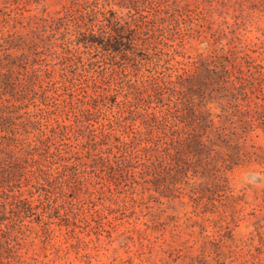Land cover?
<instances>
[{
  "label": "trees",
  "instance_id": "obj_1",
  "mask_svg": "<svg viewBox=\"0 0 264 264\" xmlns=\"http://www.w3.org/2000/svg\"><path fill=\"white\" fill-rule=\"evenodd\" d=\"M111 1L71 0L55 16L25 17L19 8L0 9V241L29 231L33 223L46 234L52 230V218L59 226H75L74 195L82 191L83 176L96 170L92 190L85 186L89 197L99 194L102 181L116 190L131 179L141 193L174 200L187 187L192 195L200 192V185L188 183L198 175L211 179L207 191H225L222 172L236 166L240 157L236 126L242 133L257 128L264 133V65L232 42L192 62L189 69L164 60L161 76L123 82L128 74L122 64L138 52L159 61L158 54H164L156 52L161 49L155 21L139 4H170L122 0L129 6L120 4L128 9L120 14L106 8ZM79 50L111 61L100 72L105 84L93 81L82 87L63 72L54 80L47 56L40 57L52 52L58 65L75 64ZM115 58L124 63H112ZM79 60L81 68L98 67L92 58ZM44 83L50 92L45 98L57 102L62 89L69 98L63 103L69 106L61 107L64 120L56 118L42 128L39 115L28 111L26 103L35 100V88ZM118 88L125 90L124 100H116ZM128 96L146 107L138 126L135 120L126 125L123 116L97 121L99 102L105 107L109 102L108 108L118 111L130 106ZM211 101H224V114H212L207 108Z\"/></svg>",
  "mask_w": 264,
  "mask_h": 264
},
{
  "label": "rangeland",
  "instance_id": "obj_2",
  "mask_svg": "<svg viewBox=\"0 0 264 264\" xmlns=\"http://www.w3.org/2000/svg\"><path fill=\"white\" fill-rule=\"evenodd\" d=\"M16 1L0 0V9L19 8L25 17L55 16L71 0ZM167 1L168 8L166 4L159 8L149 2L139 4V9L155 21L157 48L161 49L156 52L165 55L158 54L160 61L148 60L144 51L138 52L134 59L122 64L128 74L123 82L149 74L161 76L159 66L164 65V60L187 64L189 69L192 62L206 58L215 49L227 48L231 42L245 48L256 64L264 65V0ZM124 2L112 0L106 8L126 14L129 3ZM120 4L127 8H119ZM89 52L79 50L77 56L83 62L87 58L99 61L98 67L81 68V58L75 64L58 65L52 52L40 57L47 56V63L55 71L54 80L63 72L68 80L82 87L92 86L93 81L103 85L107 80L100 72L109 68L111 61ZM112 60L114 64L124 63L119 58ZM46 86L44 83L35 88V100L26 103L28 111L39 115L42 128L56 118L64 120L61 107L69 106L63 103L69 101L65 90H59L57 102L45 98L50 95ZM117 94V101L124 100L125 90L118 88ZM126 101L131 102L130 106L118 111L110 110L109 102L107 107L99 102L97 121L123 116L127 118L126 125L135 120L138 126L146 107L135 104L132 96ZM224 105V101L222 105L211 101L207 108L221 115ZM225 124L232 130V125ZM235 132L241 137L240 157L236 166L222 172L225 191H207L211 179L198 175L188 183L200 185V192L192 195L187 187L184 195L174 200L154 192L141 193L131 179H125L116 190L102 181L99 194L89 197L96 170L89 174L91 177L83 176L82 191L74 195L79 209L73 210L78 213L75 226H59V220L52 218V230L43 234L33 223L29 231L0 241V264H264V133L259 128L242 133L238 125ZM71 141L78 143L74 138ZM101 175L107 176L105 172ZM85 186L89 188L86 193ZM67 196L70 200L72 195Z\"/></svg>",
  "mask_w": 264,
  "mask_h": 264
}]
</instances>
